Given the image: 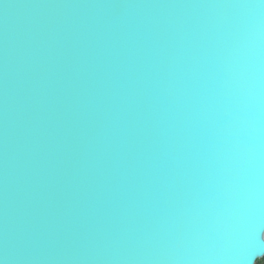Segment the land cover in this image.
I'll return each instance as SVG.
<instances>
[{"label":"water","instance_id":"95a60500","mask_svg":"<svg viewBox=\"0 0 264 264\" xmlns=\"http://www.w3.org/2000/svg\"><path fill=\"white\" fill-rule=\"evenodd\" d=\"M264 233V0H0V264H249Z\"/></svg>","mask_w":264,"mask_h":264},{"label":"bare ground","instance_id":"6f19581e","mask_svg":"<svg viewBox=\"0 0 264 264\" xmlns=\"http://www.w3.org/2000/svg\"><path fill=\"white\" fill-rule=\"evenodd\" d=\"M259 256L264 254V239H261L259 246H258V252Z\"/></svg>","mask_w":264,"mask_h":264},{"label":"rangeland","instance_id":"374dc122","mask_svg":"<svg viewBox=\"0 0 264 264\" xmlns=\"http://www.w3.org/2000/svg\"><path fill=\"white\" fill-rule=\"evenodd\" d=\"M255 264H264V254H262L261 256H257Z\"/></svg>","mask_w":264,"mask_h":264},{"label":"snow or ice","instance_id":"6c2138e0","mask_svg":"<svg viewBox=\"0 0 264 264\" xmlns=\"http://www.w3.org/2000/svg\"><path fill=\"white\" fill-rule=\"evenodd\" d=\"M260 238L264 239V233H260ZM249 264H255V260L250 261Z\"/></svg>","mask_w":264,"mask_h":264}]
</instances>
